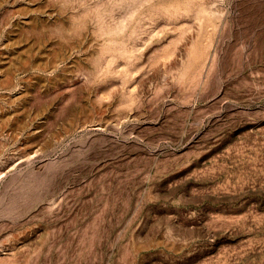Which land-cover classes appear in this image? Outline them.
Segmentation results:
<instances>
[{
  "label": "rangeland",
  "instance_id": "obj_1",
  "mask_svg": "<svg viewBox=\"0 0 264 264\" xmlns=\"http://www.w3.org/2000/svg\"><path fill=\"white\" fill-rule=\"evenodd\" d=\"M0 264H264V0H0Z\"/></svg>",
  "mask_w": 264,
  "mask_h": 264
}]
</instances>
